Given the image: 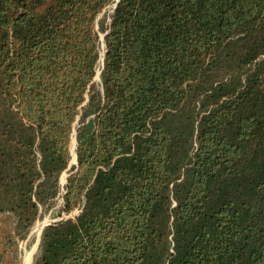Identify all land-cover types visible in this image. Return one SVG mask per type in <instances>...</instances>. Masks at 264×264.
<instances>
[{
	"label": "trees",
	"instance_id": "obj_1",
	"mask_svg": "<svg viewBox=\"0 0 264 264\" xmlns=\"http://www.w3.org/2000/svg\"><path fill=\"white\" fill-rule=\"evenodd\" d=\"M4 213L58 218L33 264H264V0H0Z\"/></svg>",
	"mask_w": 264,
	"mask_h": 264
},
{
	"label": "rangeland",
	"instance_id": "obj_2",
	"mask_svg": "<svg viewBox=\"0 0 264 264\" xmlns=\"http://www.w3.org/2000/svg\"><path fill=\"white\" fill-rule=\"evenodd\" d=\"M114 8H115V4L110 6L106 11H104V13L100 17L109 20V15L112 13ZM103 37H104V35L100 34L101 41H103ZM99 72H100V70H98V75L96 77V83L100 82ZM75 148H76V143H75V137H74L72 139V144H71L72 157H73L72 165H75V163H76ZM68 175H69L68 172H65L62 175L61 180H60L62 187L66 184ZM56 203H57L56 204L57 205L56 208H57V207H59L61 205L62 200L61 199H57ZM78 213L79 212H76V213L72 214V216H75ZM8 220L6 221V229H7V231H11L12 229H14V225H15L16 220L14 219V217L13 218H9ZM57 220H58V218L54 219L50 215L45 216L44 218L39 219V220H37L34 223V225L31 228V231H30L31 233H29L30 234L29 240H26L27 237L24 239V238H20L19 236H17V240L15 242H16L17 246L21 247V251H20L21 255L24 256V251H26V250L29 251L30 249H33L36 246L39 248L40 241L37 242V240H38V237L40 236V235H38L40 228H42L43 226L46 227V226L54 223ZM4 225H5V222H4ZM25 254H26V252H25ZM35 255L37 256L38 253L36 252ZM33 262H34V259H33ZM33 262H32V264H33Z\"/></svg>",
	"mask_w": 264,
	"mask_h": 264
},
{
	"label": "crops",
	"instance_id": "obj_3",
	"mask_svg": "<svg viewBox=\"0 0 264 264\" xmlns=\"http://www.w3.org/2000/svg\"><path fill=\"white\" fill-rule=\"evenodd\" d=\"M11 216L12 215L8 213L0 214V264H32L33 259L36 256L35 254L36 252L38 253L39 248L36 246L29 251H24V256L21 255V247L17 246L15 242L17 240V236L14 233V229H12L11 231H7L6 229V221L9 218H13V216ZM43 230L44 226L42 227L37 242L41 240ZM29 237L30 234L27 236L26 240H29Z\"/></svg>",
	"mask_w": 264,
	"mask_h": 264
},
{
	"label": "water",
	"instance_id": "obj_4",
	"mask_svg": "<svg viewBox=\"0 0 264 264\" xmlns=\"http://www.w3.org/2000/svg\"><path fill=\"white\" fill-rule=\"evenodd\" d=\"M119 2V0H116V3H118ZM115 7H116V5H115ZM75 143H76V138H75ZM75 155H76V153H75ZM72 164V163H71ZM75 165H77V155H76V163H75ZM45 228V227H44Z\"/></svg>",
	"mask_w": 264,
	"mask_h": 264
},
{
	"label": "bare ground",
	"instance_id": "obj_5",
	"mask_svg": "<svg viewBox=\"0 0 264 264\" xmlns=\"http://www.w3.org/2000/svg\"><path fill=\"white\" fill-rule=\"evenodd\" d=\"M42 228H40L38 235H40Z\"/></svg>",
	"mask_w": 264,
	"mask_h": 264
}]
</instances>
